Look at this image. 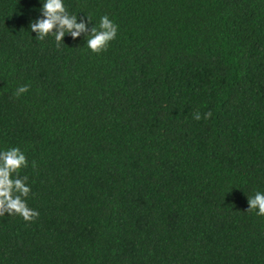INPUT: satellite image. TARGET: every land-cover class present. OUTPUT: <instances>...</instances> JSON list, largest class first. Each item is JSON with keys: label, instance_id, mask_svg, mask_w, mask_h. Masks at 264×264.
Masks as SVG:
<instances>
[{"label": "trees", "instance_id": "16d2710c", "mask_svg": "<svg viewBox=\"0 0 264 264\" xmlns=\"http://www.w3.org/2000/svg\"><path fill=\"white\" fill-rule=\"evenodd\" d=\"M63 3L118 26L105 51L37 40L41 0H0V151L25 154L39 212L0 216V264H264L246 211L264 193V0Z\"/></svg>", "mask_w": 264, "mask_h": 264}, {"label": "clouds", "instance_id": "9594fccd", "mask_svg": "<svg viewBox=\"0 0 264 264\" xmlns=\"http://www.w3.org/2000/svg\"><path fill=\"white\" fill-rule=\"evenodd\" d=\"M41 3L43 18L29 23V28L36 33L37 40H44L49 34H54L59 45L66 33L75 39L81 33L87 32V47L98 54L105 51L109 42L116 38L118 26L107 15L101 17L98 28L88 29L84 22L77 23L76 15L68 14L63 0H41ZM28 91V85L20 86L14 96L19 98ZM211 115V112H206L203 118L208 119ZM193 118L199 121L201 114L196 112ZM27 166V158L19 148L0 151V216L6 213L19 215L26 222H32L39 217V212L29 208L26 203L25 198L31 191L26 184L27 177L19 176V170ZM247 203L246 211L258 209L256 215L264 216V193L257 191L253 197H248Z\"/></svg>", "mask_w": 264, "mask_h": 264}]
</instances>
